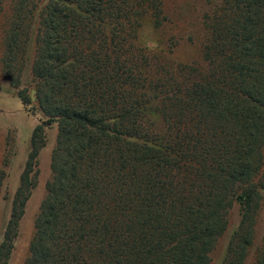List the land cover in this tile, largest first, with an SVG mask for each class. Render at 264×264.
<instances>
[{
	"label": "trees",
	"instance_id": "trees-1",
	"mask_svg": "<svg viewBox=\"0 0 264 264\" xmlns=\"http://www.w3.org/2000/svg\"><path fill=\"white\" fill-rule=\"evenodd\" d=\"M162 10L161 0H12L2 75L41 120L0 264L11 258L55 126L26 264H210L234 203L241 219L221 264H243L264 195V0H220L205 19L204 69L152 66L135 45L141 20L161 27ZM33 35L23 87L18 58L30 62Z\"/></svg>",
	"mask_w": 264,
	"mask_h": 264
},
{
	"label": "rangeland",
	"instance_id": "rangeland-1",
	"mask_svg": "<svg viewBox=\"0 0 264 264\" xmlns=\"http://www.w3.org/2000/svg\"><path fill=\"white\" fill-rule=\"evenodd\" d=\"M162 14L165 17L161 27H155L150 15L141 20L137 30L136 46L151 54L152 66L156 64L176 69L178 66H196L204 69V47L209 39L205 19L212 13L220 0H161ZM12 0H0V244L3 228L9 218L11 201L19 186V179L30 152V142L34 129L40 124L41 115H30L23 108L3 75L1 58L3 41L1 24L5 22ZM11 15V11H10ZM34 26L33 34L36 31ZM34 35L32 36V38ZM25 38H23V41ZM34 38L28 43L27 55L19 56V64L24 62L23 87L31 81V63L33 59ZM25 59V61L23 60ZM154 72V67L152 69ZM158 130L163 129L159 117L152 118ZM47 144L38 156L37 184L27 202L25 214L19 224V235L8 264H26L29 257V244L34 234V221L39 214L41 203L46 195V184L51 179V157L56 145L57 127L46 132ZM264 159V146L262 148ZM6 196V198H5ZM255 223L253 224L252 243L244 257L243 264H260L259 250L264 244V195L256 202ZM241 208L237 203L229 211L228 226L217 241L211 255L210 264H221L229 244L232 232L237 229L241 219ZM264 249V247H263Z\"/></svg>",
	"mask_w": 264,
	"mask_h": 264
}]
</instances>
